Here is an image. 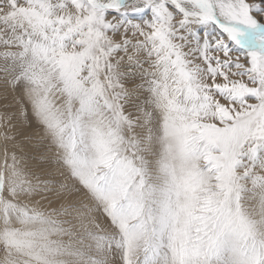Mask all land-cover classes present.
I'll use <instances>...</instances> for the list:
<instances>
[{"label":"snow or ice","instance_id":"snow-or-ice-1","mask_svg":"<svg viewBox=\"0 0 264 264\" xmlns=\"http://www.w3.org/2000/svg\"><path fill=\"white\" fill-rule=\"evenodd\" d=\"M0 264H264V0H0Z\"/></svg>","mask_w":264,"mask_h":264},{"label":"bare ground","instance_id":"bare-ground-1","mask_svg":"<svg viewBox=\"0 0 264 264\" xmlns=\"http://www.w3.org/2000/svg\"><path fill=\"white\" fill-rule=\"evenodd\" d=\"M38 150V149H37Z\"/></svg>","mask_w":264,"mask_h":264},{"label":"rangeland","instance_id":"rangeland-1","mask_svg":"<svg viewBox=\"0 0 264 264\" xmlns=\"http://www.w3.org/2000/svg\"><path fill=\"white\" fill-rule=\"evenodd\" d=\"M39 150V149H38Z\"/></svg>","mask_w":264,"mask_h":264}]
</instances>
